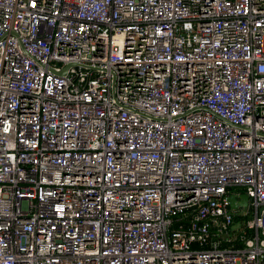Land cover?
<instances>
[{
    "label": "built area",
    "instance_id": "obj_1",
    "mask_svg": "<svg viewBox=\"0 0 264 264\" xmlns=\"http://www.w3.org/2000/svg\"><path fill=\"white\" fill-rule=\"evenodd\" d=\"M0 264H264V0H0Z\"/></svg>",
    "mask_w": 264,
    "mask_h": 264
},
{
    "label": "water",
    "instance_id": "obj_2",
    "mask_svg": "<svg viewBox=\"0 0 264 264\" xmlns=\"http://www.w3.org/2000/svg\"><path fill=\"white\" fill-rule=\"evenodd\" d=\"M237 199H239V201H237ZM227 202L232 210H237L239 207L246 208L248 204V198L245 194H242L240 196L230 195L227 197Z\"/></svg>",
    "mask_w": 264,
    "mask_h": 264
}]
</instances>
